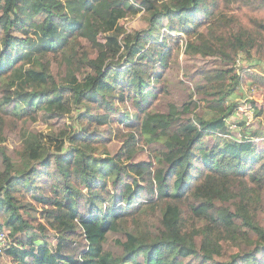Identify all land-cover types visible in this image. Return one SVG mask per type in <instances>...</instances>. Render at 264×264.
Wrapping results in <instances>:
<instances>
[{
    "label": "trees",
    "instance_id": "1",
    "mask_svg": "<svg viewBox=\"0 0 264 264\" xmlns=\"http://www.w3.org/2000/svg\"><path fill=\"white\" fill-rule=\"evenodd\" d=\"M139 12L147 26L123 35ZM181 48L226 66L181 69ZM254 53L264 0H0V264H211L222 249L217 264H264V130L228 120L236 57ZM94 125L115 154H95Z\"/></svg>",
    "mask_w": 264,
    "mask_h": 264
},
{
    "label": "rangeland",
    "instance_id": "2",
    "mask_svg": "<svg viewBox=\"0 0 264 264\" xmlns=\"http://www.w3.org/2000/svg\"><path fill=\"white\" fill-rule=\"evenodd\" d=\"M38 18H42V16H38ZM120 25L122 27L123 35H127L128 37H133L140 28L147 26V21L143 17V12H139L134 15H128L120 20ZM163 31H166V28L162 27L160 29L161 34ZM183 36V35H181ZM184 38V36H183ZM24 43L28 42L27 38H23ZM179 55V63L181 65V69L186 66L189 67L191 71L203 66H217V67H224L226 66L224 63L221 62L220 59L216 57H208L204 58L202 55H195V56H188L183 52V48L178 51ZM236 66L237 71L240 73L241 76V85L239 90L237 91L238 95H240V108L237 109L234 116H231L228 120L229 122H234L236 117L239 119L242 116H246L248 123L252 127L259 126L262 130H264V86L260 85V83L249 80L246 77V73H250L251 71H259L264 73V59H259L257 54H252V57L248 58L245 55H238L236 57ZM256 59H258L256 61ZM256 63V64H254ZM20 68L26 69L28 67V62L26 60L18 63L17 65ZM181 78L185 79L186 81L191 83V79L184 74V71H180ZM49 80H52L51 77H48ZM246 96V98H244ZM231 101V98L228 99V103ZM253 101V104L251 103ZM257 106L262 108V114H256L252 109L249 108L251 105ZM234 120V121H233ZM72 123L71 115H64L62 117L53 118L47 122L42 120H37L34 122V128H39L41 130L47 129H55L61 123ZM233 128V127H232ZM91 131L99 137L100 142L98 148L96 149V155H102L104 153L115 154L119 148L121 147V141L114 138L113 133L110 131L109 127L103 125H94L91 128ZM240 128H238L239 130ZM237 134V133H234ZM235 136V135H234ZM219 137L224 140L232 139L229 135H219ZM239 138V136H236ZM256 144L258 148L262 149L264 147V134L263 137L256 139ZM133 158L132 161H141V160H148L149 153L145 148H142ZM155 166L161 165V159L159 157L153 158ZM32 217H35L38 220H41V210L32 211ZM109 244V243H108ZM107 244V245H108ZM230 258V253L227 249H222L218 254H215L211 259H209L211 264H217L219 261L226 260ZM1 260H5L3 256Z\"/></svg>",
    "mask_w": 264,
    "mask_h": 264
},
{
    "label": "built area",
    "instance_id": "3",
    "mask_svg": "<svg viewBox=\"0 0 264 264\" xmlns=\"http://www.w3.org/2000/svg\"><path fill=\"white\" fill-rule=\"evenodd\" d=\"M244 98H246V96H244ZM239 108H240V106H239ZM249 108H251V105L249 106ZM230 127H231V128H232V127L234 128V127H235V124L230 125ZM233 128H232V129H233ZM258 138H259V137L255 138V140L258 139ZM0 239H1V240H0V245H6V243H5V236H4L3 233L0 234ZM4 247H5V246H4Z\"/></svg>",
    "mask_w": 264,
    "mask_h": 264
}]
</instances>
